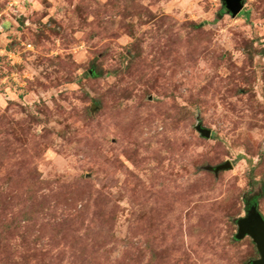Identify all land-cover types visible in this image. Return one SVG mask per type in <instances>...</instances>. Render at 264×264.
<instances>
[{"label": "rangeland", "instance_id": "1", "mask_svg": "<svg viewBox=\"0 0 264 264\" xmlns=\"http://www.w3.org/2000/svg\"><path fill=\"white\" fill-rule=\"evenodd\" d=\"M253 206L264 0H0V264H251Z\"/></svg>", "mask_w": 264, "mask_h": 264}, {"label": "water", "instance_id": "2", "mask_svg": "<svg viewBox=\"0 0 264 264\" xmlns=\"http://www.w3.org/2000/svg\"><path fill=\"white\" fill-rule=\"evenodd\" d=\"M225 2L228 13L232 16L238 15L243 8V0H223ZM196 131L201 137L209 139L211 131L205 129L201 125L196 127ZM231 169V164L226 162L215 168L209 170L218 174L221 171ZM238 233L236 235L237 240H242L245 237H250L256 245L257 251L260 255V259L251 262V264H264V219L257 211L255 206L251 207L245 218L238 221Z\"/></svg>", "mask_w": 264, "mask_h": 264}]
</instances>
